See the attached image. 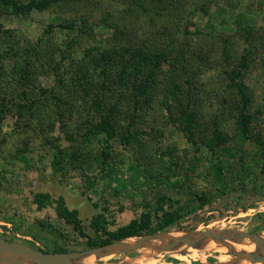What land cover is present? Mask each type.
Here are the masks:
<instances>
[{
  "label": "rangeland",
  "instance_id": "1",
  "mask_svg": "<svg viewBox=\"0 0 264 264\" xmlns=\"http://www.w3.org/2000/svg\"><path fill=\"white\" fill-rule=\"evenodd\" d=\"M12 9L0 4V239L81 252L87 239L104 237L93 218L114 230L142 212L154 224L183 205L194 210L175 226L136 235L137 248L108 251L94 263L243 259L230 241L226 249L199 241L189 254L162 251L160 238L169 241L175 230L264 231V0H62ZM145 51L151 56L140 59ZM115 54L137 62L139 72L149 58L157 63L150 105L132 107L116 62H104ZM243 60L247 68L231 80ZM80 72L104 76L103 90L89 96L71 83ZM27 94L35 102L21 108ZM109 122L111 136L101 129ZM35 193L48 195L44 205ZM146 246L152 251L141 252Z\"/></svg>",
  "mask_w": 264,
  "mask_h": 264
},
{
  "label": "trees",
  "instance_id": "2",
  "mask_svg": "<svg viewBox=\"0 0 264 264\" xmlns=\"http://www.w3.org/2000/svg\"><path fill=\"white\" fill-rule=\"evenodd\" d=\"M62 0H27L23 5L18 4L16 0H0V4L3 6H11L14 10V12L18 13L20 10H29V9H44L49 7L50 5L54 3H59ZM61 27H66L69 29H73V25H60ZM134 52L137 51L136 49H132ZM137 53V52H135ZM151 54L149 52L145 51L143 54L140 56V59H147L150 57ZM106 61L102 59L104 62L112 61L116 62V65L119 67V70L116 72L115 79L119 84H122L125 86L126 89L131 90L132 96L134 97L133 99V108L135 109L136 107L138 109H142L145 106H148L151 104V97H152V91H153V86L155 83V75L154 71L157 66V63L153 61V58L148 59V64L144 67L143 71H137V62L133 61L129 57H124L122 54H115V55H105ZM104 57V58H105ZM103 58V57H102ZM134 62V63H133ZM32 61L26 60L25 64L26 66H34L32 64ZM102 62L101 61H96V66H101ZM248 66V63L243 60L240 62V65L237 66V69L233 71L231 75V80L236 77H240L243 74V70L246 69ZM21 70V68H20ZM105 69L102 70L104 72ZM80 71H87V70H80ZM84 72H80V74L73 75L71 77L72 81L71 83H76L78 86H81V88L86 92L87 95H93L96 94L98 90H103V88L106 85V79L104 76L100 81H98L95 78H91V75H87ZM77 77V78H76ZM84 80V81H83ZM140 80V81H137ZM130 86V87H129ZM129 87V88H128ZM108 90V88H106ZM85 94V95H86ZM242 103H246V99L244 94H241ZM35 99L30 96V94L25 95L24 97V102L21 104L22 106H26V104H34ZM93 106H97L96 101H92ZM103 110L107 111V113L112 112V109L102 106ZM249 121V120H248ZM248 121H246V125L248 124ZM108 128H111V123H106L103 129L108 136L112 135V131ZM88 131V130H87ZM88 134L93 133L95 135L94 129H90ZM246 133V131H244ZM217 139L216 142L218 145H221L224 143L223 137L221 134L216 135ZM126 138L124 137L122 140L126 142ZM103 145L105 148L108 146L107 143V138L104 137L102 139ZM216 143L214 142V145ZM213 145V147H214ZM103 147V150H101V153L103 156H109V153L107 149ZM105 149V150H104ZM106 159V158H105ZM61 160L57 154H54L53 160H52V165L55 169H60L61 165ZM86 163V162H85ZM60 164V165H59ZM173 174V173H172ZM48 199V195L45 193H35L34 195V201L37 203L38 206L44 205L45 201ZM59 203L61 204V200H59ZM194 210V208H187L183 205H178L177 207L169 210H164L160 217L157 218L156 222L154 224H151V215L149 212H142L140 215L136 218H133L130 220L128 223L123 224L119 227H117L114 230H106L103 227H101V221H97L96 218H93V224L95 226V229L99 231L101 234L103 233L104 237H97V238H92V239H87L86 244L87 248H92V247H98L101 245H106L109 244L115 240H119L125 237H131V236H136L141 233H154L157 230H161L170 226H175V222L179 220L186 212H190ZM66 211V210H65ZM60 213L63 214V209L59 211ZM68 214L74 216L75 213L73 210L66 211ZM101 218V217H100ZM100 220V219H98Z\"/></svg>",
  "mask_w": 264,
  "mask_h": 264
},
{
  "label": "water",
  "instance_id": "3",
  "mask_svg": "<svg viewBox=\"0 0 264 264\" xmlns=\"http://www.w3.org/2000/svg\"><path fill=\"white\" fill-rule=\"evenodd\" d=\"M227 233V234H226ZM193 234V236H192ZM261 233H255V232H249V231H240V230H234V231H217L215 229H204L197 232H186V235L179 236V237H173L169 241H164V239H161L156 234H152L149 237H158L161 240V250L162 251H168L180 244H185L190 247H196L197 243L201 241L204 238H212L215 239L222 244H225V241H233L237 239L242 238H248L250 239L254 246V251H248V252H236L232 249V252L235 254H239L237 257H242L245 260L257 262L258 264H264V250L261 248H264V240L260 236ZM134 237V236H131ZM149 237H143V240L149 238ZM128 237L116 240L109 244H119L120 242H123V240L127 239ZM106 244V245H109ZM138 242H136V245L132 248L138 247ZM105 245H101L98 247H92L87 250L81 251V252H46L39 249H36L26 243L19 242V241H6L4 239H0V264L3 261V264H11V260L14 259V257L20 259L26 258L27 260H31L36 264H69L67 262V258L71 257L74 253L77 254H91L96 253L98 249L103 247ZM130 249V248H128ZM126 250V249H125ZM122 251V250H119ZM118 252V251H116ZM240 258H237L236 260L231 261L229 264L234 263L235 261L239 260ZM240 259V260H243Z\"/></svg>",
  "mask_w": 264,
  "mask_h": 264
},
{
  "label": "bare ground",
  "instance_id": "4",
  "mask_svg": "<svg viewBox=\"0 0 264 264\" xmlns=\"http://www.w3.org/2000/svg\"><path fill=\"white\" fill-rule=\"evenodd\" d=\"M171 235H172L171 238H173V237L175 238V237L186 235V232H184L182 230H175V231L171 232ZM260 236L262 237V239H264V231H261ZM129 240H133V242L129 243L128 242ZM202 241H204V242H202ZM199 243H200V247L201 248H205V247L209 248V247H213V246L217 247L215 245L222 246L223 249H226L225 247H227L224 244H222L221 242H219V241H217L215 239H212V238H204ZM229 243H230V248H232V249L235 248L239 252H248V251H254L255 250V246H254L253 242L250 239H248V238H246L244 241H242L240 239L233 240V241L230 240ZM135 245H136V241L134 240V238L133 237H128L127 239L123 240V242H120L119 244H116V245H113V244L105 245V246L101 247L100 249H98L96 253H91V254H89V253H87V254L74 253L71 257L67 258V262L69 264H96V263H94V260L98 259L99 257L104 255L108 251L114 252L115 250H118V249H123V248L128 249V248L134 247ZM189 247L190 246H188V245L180 244L173 251L174 252H180V250H182V251H185L186 253L191 254L192 250H196L197 245H196V247H190V248ZM215 249H217V248H215ZM151 251H152V249L149 246H146V247L142 248V250H141V252H145V253H149ZM172 255L174 257H180L179 255H176V254H172ZM180 258H183V257H180ZM216 258L219 261H225L227 259V256H225L223 254H218L216 256ZM9 261L11 262V264H36L33 261L27 260L24 257L23 258L20 257V259H19V257L18 258L14 257L13 260L9 259ZM1 264H3V261H2ZM232 264H243V262H242V260H237V261H235ZM255 264H258V263L255 262Z\"/></svg>",
  "mask_w": 264,
  "mask_h": 264
}]
</instances>
